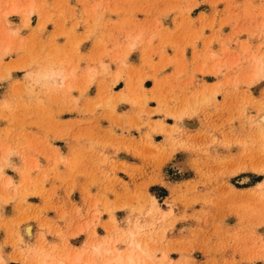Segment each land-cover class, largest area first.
<instances>
[{"label": "rangeland", "instance_id": "374dc122", "mask_svg": "<svg viewBox=\"0 0 264 264\" xmlns=\"http://www.w3.org/2000/svg\"><path fill=\"white\" fill-rule=\"evenodd\" d=\"M263 63L264 0H0V264H264Z\"/></svg>", "mask_w": 264, "mask_h": 264}, {"label": "bare ground", "instance_id": "6f19581e", "mask_svg": "<svg viewBox=\"0 0 264 264\" xmlns=\"http://www.w3.org/2000/svg\"><path fill=\"white\" fill-rule=\"evenodd\" d=\"M25 19H27V18H25ZM24 19V20H25ZM28 20V19H27ZM25 21V23L27 24L28 23V21ZM16 31V30H15ZM253 58V57H252ZM258 60V59H257ZM260 60V59H259ZM252 61H254V60H252ZM254 62H256V61H254ZM259 62V61H258ZM261 65V64H260ZM259 65V66H260ZM258 66V65H257ZM263 66H264V63H263ZM262 65L260 66V68L263 70L264 69V67H263ZM257 68V67H256ZM255 68V69H256ZM259 68V69H260ZM260 69V70H261ZM262 70H261V72H262ZM260 72V71H259ZM117 74V73H116ZM115 74V75H116ZM57 76H58V74H56ZM57 76L55 77L56 79H57ZM46 77V76H45ZM48 77H50V76H48ZM115 77H117V78H119V76H115ZM46 79H50V78H46ZM116 79V78H115ZM54 80V79H53ZM56 81V80H55ZM57 82V81H56ZM58 82H59V84H61V85H63V77H59L58 76ZM68 85H69V83H68ZM67 86V85H66ZM213 91V90H212ZM215 93V92H214ZM121 97V96H120ZM262 111V114L264 113V111L263 110H261ZM261 119L263 120V126H264V114L261 116ZM263 130H264V128H263ZM263 133H264V131H263ZM261 184V183H260ZM264 211V210H263ZM263 223V222H262ZM130 231V230H129ZM136 231V230H135ZM138 233L139 232H134L133 230H131L130 232H129V239H127L126 241H127V244L129 245V246H131V247H128L129 249V253H128V255H127V259L129 260V261H131L132 259H133V250L134 249H136V251H139L140 253H144L145 251H146V246L145 245H142V242L139 240V238L137 237V235H138ZM140 236V235H139ZM141 238V237H140ZM22 239V238H21ZM99 242V241H98ZM92 245H94V244H92ZM96 245V244H95ZM102 247V246H101ZM105 247V246H104ZM106 248V247H105ZM125 248V247H124ZM111 250V248H108L107 247V249H104V251H102L101 250V248L97 245V246H95V261H94V263L95 264H100L101 263V261H100V259H101V255H102V253L104 252V254H108V253H110L109 251ZM124 250V249H123ZM122 252V251H121ZM79 253V252H78ZM114 254H115V252H113ZM126 253V252H125ZM112 254V253H111ZM84 255V254H83ZM85 256V255H84ZM135 256V255H134ZM82 257V256H81ZM104 258H103V264H121L122 262H123V260H124V257H123V255L121 254V253H116L115 254V256H113V257H111V258H107L106 257V255L105 256H103ZM137 257V256H136ZM136 259V258H135ZM78 260V259H77ZM138 260H139V257H138ZM81 261V260H80ZM125 261V260H124ZM89 262V261H88ZM140 262V261H139ZM64 263V262H63ZM82 263V262H81ZM124 263V262H123ZM122 263V264H123ZM54 264V263H53ZM58 264H62L61 262H59ZM80 264V263H79Z\"/></svg>", "mask_w": 264, "mask_h": 264}, {"label": "crops", "instance_id": "0c3cea01", "mask_svg": "<svg viewBox=\"0 0 264 264\" xmlns=\"http://www.w3.org/2000/svg\"><path fill=\"white\" fill-rule=\"evenodd\" d=\"M167 124H169V122H168ZM157 136H158V135H155V136H154V140H155V141H156V139H157ZM159 136H160V135H159ZM73 150H78V149H76V147H74V146H71V147H70L69 149H67L66 152H64V153L68 155V154L72 153ZM176 152H178V150H177ZM123 156L128 157V156L125 155V154H123Z\"/></svg>", "mask_w": 264, "mask_h": 264}]
</instances>
